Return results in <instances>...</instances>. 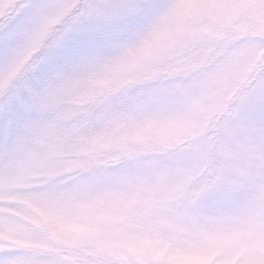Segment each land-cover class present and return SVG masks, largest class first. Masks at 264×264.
Returning a JSON list of instances; mask_svg holds the SVG:
<instances>
[{
	"label": "clouds",
	"instance_id": "clouds-1",
	"mask_svg": "<svg viewBox=\"0 0 264 264\" xmlns=\"http://www.w3.org/2000/svg\"><path fill=\"white\" fill-rule=\"evenodd\" d=\"M257 75L264 0H166L81 81L41 93L7 141L3 256L247 264L264 253V175L241 174V153L221 132L238 123L231 108ZM224 190L233 204L206 210Z\"/></svg>",
	"mask_w": 264,
	"mask_h": 264
},
{
	"label": "rangeland",
	"instance_id": "rangeland-1",
	"mask_svg": "<svg viewBox=\"0 0 264 264\" xmlns=\"http://www.w3.org/2000/svg\"><path fill=\"white\" fill-rule=\"evenodd\" d=\"M165 5L166 0H0V156L41 93L81 81L133 42ZM243 88L230 112V120L238 123L225 122L221 132L241 153L240 173L259 180L264 175V78L257 75ZM4 179L0 176V182ZM232 204L224 190L206 210ZM7 251L0 247V264H12L3 256ZM247 264H264V253L254 251Z\"/></svg>",
	"mask_w": 264,
	"mask_h": 264
}]
</instances>
